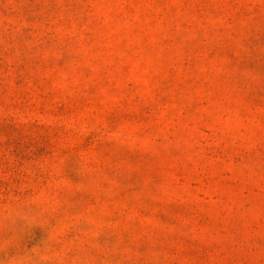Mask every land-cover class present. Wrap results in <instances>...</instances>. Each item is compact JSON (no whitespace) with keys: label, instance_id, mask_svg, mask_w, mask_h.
<instances>
[{"label":"rangeland","instance_id":"1","mask_svg":"<svg viewBox=\"0 0 264 264\" xmlns=\"http://www.w3.org/2000/svg\"><path fill=\"white\" fill-rule=\"evenodd\" d=\"M0 264H264V0H0Z\"/></svg>","mask_w":264,"mask_h":264}]
</instances>
